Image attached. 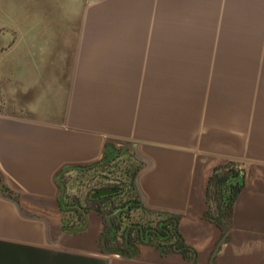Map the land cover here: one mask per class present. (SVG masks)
Masks as SVG:
<instances>
[{
  "label": "crops",
  "instance_id": "obj_1",
  "mask_svg": "<svg viewBox=\"0 0 264 264\" xmlns=\"http://www.w3.org/2000/svg\"><path fill=\"white\" fill-rule=\"evenodd\" d=\"M10 1L0 264H264V0ZM37 17L48 24L23 25ZM123 155L141 204L177 216L191 258L145 242L107 251L118 210L66 197V171ZM227 162L243 185L223 214L225 191L207 192Z\"/></svg>",
  "mask_w": 264,
  "mask_h": 264
},
{
  "label": "trees",
  "instance_id": "obj_2",
  "mask_svg": "<svg viewBox=\"0 0 264 264\" xmlns=\"http://www.w3.org/2000/svg\"><path fill=\"white\" fill-rule=\"evenodd\" d=\"M104 160L109 162L110 158H104L102 161ZM124 174L127 179H124V183L122 182V187L120 185L111 187V189H115L114 193L96 197L95 202L92 204V207L103 216L113 210H118L117 217L119 218L117 220L116 217L111 219L109 225L114 231L107 235L102 243L105 250L125 255H136L137 244L145 242L155 246L161 253L176 250L184 257L191 258V250L178 232L177 216L144 208L140 202L139 194L135 190L136 171L128 169ZM242 185L243 177L234 168V164L232 162L224 163L214 168L210 176L207 192L208 200L214 197L213 194H221L220 188H225L224 191L227 192V195L223 198L225 199L223 207L225 212L223 211V214L229 212ZM125 187L130 191V195L127 200L123 201V193L120 191L124 190ZM62 188L64 189V184H62ZM107 207L106 211H102ZM136 211L139 212L137 219L134 218ZM207 214L209 215V211L206 212ZM216 223L218 222L216 221Z\"/></svg>",
  "mask_w": 264,
  "mask_h": 264
},
{
  "label": "rangeland",
  "instance_id": "obj_3",
  "mask_svg": "<svg viewBox=\"0 0 264 264\" xmlns=\"http://www.w3.org/2000/svg\"><path fill=\"white\" fill-rule=\"evenodd\" d=\"M7 5L12 6L14 3L10 0H6V2L3 3V7L5 8ZM39 9L37 8V10ZM8 21L11 22L12 19H8ZM222 21L224 26H229L228 29L230 31L231 37L236 36L237 27H233L230 21L228 23L225 21V19ZM32 22H37L36 25H46L48 24V18L40 19V17H37V19L34 20L26 18V21L23 22V25H32ZM131 162L132 159H130L129 156L123 155L115 158V160L110 162V164L107 163L108 165L100 164L97 166L94 165L90 168L86 167L83 169H70L66 171L61 178V183L65 186L64 193L66 197L69 198V200H73L80 205L89 206L95 202V198H91V194L94 193V190L101 187L111 188V186L113 187L115 185H120L122 187V182L124 179H127L124 173H126V170L131 168ZM224 189L225 188H220L219 191L222 193ZM120 192L123 193L122 200H127L130 195V191L125 187L124 190ZM223 195H227V192L223 193ZM217 198L218 197H215L214 195L213 200H217ZM138 217L139 212L136 211L134 213V218L137 219Z\"/></svg>",
  "mask_w": 264,
  "mask_h": 264
},
{
  "label": "water",
  "instance_id": "obj_4",
  "mask_svg": "<svg viewBox=\"0 0 264 264\" xmlns=\"http://www.w3.org/2000/svg\"><path fill=\"white\" fill-rule=\"evenodd\" d=\"M62 190H63V188H62ZM114 192H115V189H102V190H99V191L93 193L92 196H104V195H108V194H111Z\"/></svg>",
  "mask_w": 264,
  "mask_h": 264
},
{
  "label": "flooded vegetation",
  "instance_id": "obj_5",
  "mask_svg": "<svg viewBox=\"0 0 264 264\" xmlns=\"http://www.w3.org/2000/svg\"><path fill=\"white\" fill-rule=\"evenodd\" d=\"M112 187V186H111ZM102 188V187H101ZM101 188H98L97 190L101 189Z\"/></svg>",
  "mask_w": 264,
  "mask_h": 264
}]
</instances>
